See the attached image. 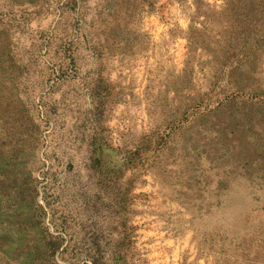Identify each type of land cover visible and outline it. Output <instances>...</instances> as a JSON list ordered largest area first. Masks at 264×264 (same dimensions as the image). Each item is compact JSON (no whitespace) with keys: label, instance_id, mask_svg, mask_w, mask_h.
Listing matches in <instances>:
<instances>
[{"label":"rangeland","instance_id":"rangeland-1","mask_svg":"<svg viewBox=\"0 0 264 264\" xmlns=\"http://www.w3.org/2000/svg\"><path fill=\"white\" fill-rule=\"evenodd\" d=\"M261 1L0 0V264H264Z\"/></svg>","mask_w":264,"mask_h":264},{"label":"trees","instance_id":"trees-1","mask_svg":"<svg viewBox=\"0 0 264 264\" xmlns=\"http://www.w3.org/2000/svg\"><path fill=\"white\" fill-rule=\"evenodd\" d=\"M254 3H255V1H254ZM260 5H263L264 6V0L261 1V4ZM242 33L246 34L245 31H242Z\"/></svg>","mask_w":264,"mask_h":264}]
</instances>
